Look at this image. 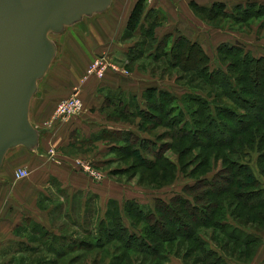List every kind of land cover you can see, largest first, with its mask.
<instances>
[{"label":"trees","instance_id":"1","mask_svg":"<svg viewBox=\"0 0 264 264\" xmlns=\"http://www.w3.org/2000/svg\"><path fill=\"white\" fill-rule=\"evenodd\" d=\"M146 5V0H137L129 16L126 37L134 36L139 30L140 39L129 48L126 65L141 57V46L157 43L155 28L159 18L152 9L146 13ZM192 6L196 11L205 9L234 20L242 16L264 15V0L236 4L233 9L240 13L237 18L233 17L237 12L228 11L224 2H215L209 7L195 3ZM260 27H264V23ZM164 37L155 45L157 50L168 45L169 39L173 38L169 34ZM171 45L169 52L163 50L170 67L179 66L186 72L197 71L200 77H207L209 83L222 88L224 94L213 92L209 96L201 94L204 93L202 91H192L185 92L180 98L168 89L152 85L142 92L144 104L134 95H129L127 100L123 92L110 90L105 95V104L113 107L109 113L111 118L130 121L129 118L135 116L153 121L168 129L167 138L190 142L191 145L183 148L181 153L196 148L201 150L195 161L202 157L203 151H207L197 166L188 172L191 175L199 170L203 173L191 178L193 182L185 184L182 192L175 193L168 200L156 197L147 208L135 197L124 200L122 204L111 200L95 231H84L86 237L76 238L73 244L66 242L67 235H56L49 229L34 225L31 231H35L34 236L39 237L42 247L20 245L14 254H36L43 249L46 254L54 256L50 262L43 263L57 264L55 260L82 251L69 260L68 263L73 264L80 257L89 256L91 251H97L92 264H103L98 260L100 252L113 244L114 255L108 264H143L145 260H153L151 264H174L167 262L170 256L164 252L165 249L182 253V259L193 257L188 264H243L245 260L248 264L252 260L261 243L257 231L264 227V54L255 55L239 42H221L216 47L221 66L212 67L211 58L201 43L180 34L173 38ZM158 55L153 58L158 59ZM189 61L193 63L191 66L183 63ZM225 99L234 105L223 102ZM187 100L198 108L192 109ZM118 132L125 130L104 132L103 135L107 134L104 136L108 139V135H112L111 138L117 142H127L126 136H116ZM164 138V133L155 140L138 137L136 142L128 143V147L120 144L117 150H128L141 166L149 171L156 168L165 171L173 181L177 164L163 156L164 149L171 147L170 143L163 142ZM141 140L145 146L139 144ZM252 151L257 152L258 171L247 160ZM181 156L178 153V160ZM220 160L222 166L218 167ZM128 169L122 167L108 172L109 175H117L127 173ZM209 172L213 174L207 175ZM232 216L241 219V223ZM129 217L142 220L144 227L137 228ZM208 229L212 231L209 233ZM218 234L223 237L221 242ZM39 263L40 260L37 261Z\"/></svg>","mask_w":264,"mask_h":264},{"label":"crops","instance_id":"2","mask_svg":"<svg viewBox=\"0 0 264 264\" xmlns=\"http://www.w3.org/2000/svg\"><path fill=\"white\" fill-rule=\"evenodd\" d=\"M136 1L111 0L104 11L88 15V19H81L77 23L78 26L66 25L59 31L62 48L57 64L53 66L51 64L44 76L37 81V89L29 106V120L38 131V145L34 148L23 145L11 148L0 166L2 259H8L9 262L17 255L25 256L26 252L13 253L20 245L42 247L39 237L31 236L35 235V231H31L34 225L49 229L56 235L71 231L74 225L71 223L67 227L66 222H69L67 217L73 216L74 204L79 207V225L84 233L88 229L95 231L98 223L94 224L93 221L105 217L111 200L122 204L128 199L122 197L116 184L118 179L116 175L110 174L114 178L106 176L103 181L97 182L70 165L74 162L72 158L80 155L106 174L107 172L101 168L109 166L108 170L116 169L117 167L111 166L115 160L112 155L119 144L108 139L104 136L107 134L103 133L127 129L125 126L127 122L109 117L108 113L113 107H106L107 91H121L126 94V98L134 95L144 104L142 92L149 86H158L153 78L148 81L142 79L145 80L142 83L126 78L130 74L115 72L107 73L103 79L87 78V81L83 82L87 66L97 54L108 52L120 62H126L129 48L137 41L135 38L139 37V30L134 36L126 37L127 22ZM215 2H224L227 5L229 0H146V13L151 9L156 12L162 26L164 24L186 26L191 25L190 19L195 17L192 11L193 3L212 6ZM162 26L155 28L158 40ZM75 88L80 89L84 102L83 110L65 123L55 122L54 111L57 104L72 94ZM74 131L82 135H96L93 146L88 147L93 150L73 153L72 145L80 144L73 142ZM52 148L57 150V155L48 154ZM19 168L27 169L29 174L17 178L15 172ZM43 201L47 205L42 206ZM90 204L97 210H90ZM90 211L97 217L90 218ZM59 218L65 221L64 224L57 226L56 221ZM88 224H91V227H88ZM40 262L47 261L40 259Z\"/></svg>","mask_w":264,"mask_h":264},{"label":"rangeland","instance_id":"3","mask_svg":"<svg viewBox=\"0 0 264 264\" xmlns=\"http://www.w3.org/2000/svg\"><path fill=\"white\" fill-rule=\"evenodd\" d=\"M240 1H242V0H229V3L227 4V10L228 11H231V13L237 12L236 13L237 15L233 16L235 18L240 16V13H238L239 11H236V9L235 10L233 9L235 7V5L247 2L248 0H243V2H240ZM204 7H209V6H204ZM192 11H193L195 17L190 19L191 25L188 24L186 26H184V25L182 26V25L169 24L166 26V24H164V26H162L163 24L159 23L156 27H158L159 25L162 26L161 30H160V34H159L160 40L165 38L164 34H169V35H172L174 37L178 36L180 34H184L190 40L197 41V42L201 43V45L204 47L205 51L208 53V55L211 58L210 64L212 67H216L219 65L221 66L219 59H218L217 50H216V47L221 42H226V41L233 42V43L239 42V43L243 44L246 47V49L253 51L255 55H263L264 54V27H260V25L262 23H264V15H262L260 17H249V18L242 16V17H240V19L243 20L241 22V21H237L240 19L234 20L232 17H227V16H224L223 14L221 15L220 13H213V12L210 13L208 10H205V9L203 11H196L194 8H192ZM84 18L88 19V15L87 16L85 15ZM77 23L78 22L71 24V25H75V26L77 25L78 26L79 24H77ZM60 36H61V34L59 33V31H50L47 33V37L57 45L56 46L57 57L55 58V56H54L53 61L51 62L52 66L57 64L58 55L60 54V51L62 48V47H60L61 46ZM135 39L139 40L140 37L135 38ZM160 40L157 39V43ZM130 41L132 42L133 40L130 39ZM172 42H173V38H170L168 45L161 47L160 50H157V48H155V45H157V43L153 44L151 42L152 46L151 45H149V47L148 46L147 47L141 46L142 49H140L141 50L140 54H142V55H141V57H139L138 60H135L132 64L126 65V62L124 64V62L121 61L122 62V63H120L121 66L124 67L128 71V74H130L126 78H129L132 81H138L139 80L138 82H142V83L145 80L148 81L151 78H153L156 80L155 83L158 84L159 87H162V88H165V89H168V90L174 92L180 98L184 96L183 94L185 92H192V91H196V92L202 91L204 93H201V94H207L209 96H212L213 92H220V93L224 94L222 91V88H220L217 85H212L211 83H209L207 77H205V78L200 77L199 75H201V74H199V72L192 71V70L186 72V71L181 70V68L179 66L170 67L169 64L167 63L168 57L166 55H163V50H167V52H169L171 49V46H172L171 45ZM141 47H139V48H141ZM156 54L157 55L159 54L158 59L153 58V57H155ZM230 59L231 58H229L228 60H230ZM225 61H226V59H225ZM190 62L191 61L183 62V63L189 64V66H191L190 64H193V63H190ZM227 62L228 61H226L225 63H227ZM52 66L48 71L49 73L52 69ZM236 73H238V72H236ZM94 78H96V77L91 76V77H88V79L85 78L83 80V82H86L87 80H93ZM142 79H145V80L142 81ZM125 80L127 81L128 79H125ZM126 99L129 100L128 97ZM186 102L191 106L192 109L195 110L196 108H198L195 105L192 106L190 101L187 100ZM223 102L229 104L230 106L234 105V104H232V102L229 99H227V100L225 99ZM132 109L135 110V108H132ZM129 119H130V121H126L127 124L125 125L127 127V129H122V130H125V132H123V133L118 132L116 135V136H122V135L126 136L127 142L118 141L117 144H119V145L121 144V146H127L128 147V143L131 145L133 142L137 141L138 137H140L141 139L142 138H150L152 140L153 139L155 140L157 137L159 138L161 136V134L164 133L165 138H164L163 142L166 144L170 143L171 147L168 149H166V148L164 149V151L165 150L166 151L163 154V156L165 158H168V161L171 160L177 164V169H176L177 173L175 175V179L173 181H171V177L165 171L161 172L157 168L154 169L153 171H149L144 166H141V164L138 163L139 161L134 156H131L129 154V152H127L128 150H123V151L115 150L113 152V155H112L115 160H113V164H111V166L113 165L114 167H117V168H122V167L123 168H129L127 173L120 174V176H117V175L115 176L116 178L119 179V180L118 179L116 180V182H117L116 184L120 188V193L122 194V197H127L128 199L135 197L138 199V201H140L144 205V207L147 208L149 205H151L153 203V200L156 197H161L163 199L168 200L175 193L182 192V188L185 184L193 182L191 180V178H195L196 176H198L199 173H203V171H200V170L195 175H191L188 172L192 171L193 168L195 166H197V163L199 162V160H201V158H203V155H205V153L207 151H203L202 157L198 158V160L195 161V159L197 158L196 156L201 152V150L196 148V149H192L188 153H181L183 148H185L188 145H191L190 142H187V141L179 142V140H177L178 138H176L174 140L167 138L168 137L167 136L168 129L164 126L159 125L156 122L148 121V120H141V118H139V117L135 118V116L134 117L131 116V118H129ZM54 121L58 122L56 120H54ZM60 122L65 123L67 121H65V122L60 121ZM72 135H73V142L80 143L79 145H76V146L72 145L73 146V148H72L73 153H75V152L80 153V152H83L86 150L87 151L93 150L92 148H88V147L93 146V142L96 139L95 138L96 135H94V134L91 136L82 135L79 132H75V131L72 132ZM108 137L111 139V141H113V139L111 138L112 135H108ZM159 140H161V139H159ZM179 143H181V144H179ZM139 144L142 146L146 145V143H144V141L142 142V140L139 142ZM52 149L54 150V154L57 155V153H56L57 150H55V148H52ZM178 153H180V155H182L180 160H178ZM48 154H49V152H48ZM77 156H79V157H73L72 158L73 161H78V160L79 161H83V160L85 161V159L80 157V155H77ZM247 160L249 163L252 164L253 169L255 171H258L259 167L257 164V152L252 151L249 154V157L247 158ZM87 162L90 163L91 165H93L91 161H87ZM210 163L211 164L213 163V159L210 160ZM221 164H222L221 160L218 161V167H221L222 166ZM70 166L74 167V168L77 167V166H75L74 162ZM130 166H132V167H130ZM182 166H184V169L181 168ZM94 167L97 168L96 166H94ZM216 167H217V165H216ZM108 168H109V166H107L105 168H101L105 172H107V178H108V176H111V175H109ZM179 168H180V170H179ZM76 169H77V171L82 172L81 170H78V168H76ZM97 169L100 170V168H97ZM1 170L2 169L0 168V177H1ZM176 170H175V172H176ZM212 171H217V170L212 169ZM212 174L213 173L209 172L207 175H212ZM89 178L92 179L91 177H89ZM110 178H114V177L111 176ZM119 182H121L120 185H119ZM45 204L47 205V203H44V201H43L42 206ZM94 204L96 205V203H94ZM90 210L94 211L97 209L92 204H90ZM72 211H73L72 212L73 216L72 217L69 216V218L67 217V220L69 222L68 223L66 222V224H67L66 226L68 227V225L71 223L74 226H72L73 228L71 231H68L66 234H64V235H67V241L66 242H68V244H73L72 241L77 240L76 238L86 237V235H84V233H82V231L80 229V227H81V225H79L80 224V222H79L80 210H79V207L77 204H74V206H72ZM91 213L92 212L90 211V218L97 217L96 215L93 216V213L92 214ZM232 217L234 218V216H232ZM234 219L237 222L241 223V219H237V218H234ZM124 220H125V222H127L126 221L127 218L125 215H124ZM129 220H131L137 228H143L145 225V223L142 220L134 219L133 217H129ZM64 221L65 220L63 218L62 219L59 218L56 221V225L59 226ZM97 221H98V219L94 220L93 221L94 224H96ZM250 226H252V225H250ZM250 226H248V227H250ZM253 226L258 228L256 225H253ZM88 227H91V224H88ZM259 229L260 230H258L257 233L261 237V243L256 248V253H255L254 257L252 258V260L248 261V264H264V227L259 228ZM207 231L210 233V231H212V230L208 229ZM144 233H145V231H144ZM209 233H208V235H209ZM145 235H146V233H145ZM218 235H219L218 239H220V242H221L223 237L220 234H218ZM31 236H32V238H36L32 234H31ZM208 238L211 239L210 236H208ZM49 242H51V241H49ZM59 242H61V241L58 240V243ZM53 243L56 246H58L57 242L54 241ZM115 245H117V243H115ZM41 250L42 251H39L36 254H26L23 257H22V255H17L15 258H13V261H11L10 263L7 261L8 259H2V256H1L2 252H0V264H37V261L40 259H43L44 261H47V263H48V262H50L51 259H54V256L52 254H46L43 249H41ZM104 250L105 251L100 252L101 254H100L98 260L99 261L102 260L103 264H108V262L112 260V257L114 255L113 244H109ZM96 252L97 251H91V254H89V256H85L84 258L80 257V259L73 264H92L94 261L93 258L96 255ZM164 252L165 253L167 252L166 254H168L170 256L167 262L172 261V262H174V264H188L187 262H190L191 260H193V257L192 258L188 257V258L182 259V255H181L182 253H175V250L170 251L168 249L166 251V249H165ZM79 253H82V251L72 252V253L64 256L63 258H61L57 262H58V264H69L68 263L69 260ZM20 258H22V259H20ZM152 261L153 260H151V261L145 260V262H143V264H151ZM160 262L162 263L161 260H160ZM164 262H166V261H164ZM245 263H246V260H245ZM245 263H243V264H245ZM39 264H43V263H39Z\"/></svg>","mask_w":264,"mask_h":264},{"label":"water","instance_id":"4","mask_svg":"<svg viewBox=\"0 0 264 264\" xmlns=\"http://www.w3.org/2000/svg\"><path fill=\"white\" fill-rule=\"evenodd\" d=\"M111 0H0V166L8 150L38 145L29 120L37 81L56 53L50 31L104 11Z\"/></svg>","mask_w":264,"mask_h":264},{"label":"built area","instance_id":"5","mask_svg":"<svg viewBox=\"0 0 264 264\" xmlns=\"http://www.w3.org/2000/svg\"><path fill=\"white\" fill-rule=\"evenodd\" d=\"M150 1V0H147ZM121 62L111 53L104 52L96 55L90 62L86 75L84 77L88 78L95 76L98 79H103L109 72H115L118 74H128V71L121 66ZM84 107L83 99L80 95V89L75 88L72 94L61 99L56 106L54 111V120L68 121L73 117H76L80 114ZM50 155H54V150L51 149L48 151ZM76 168L81 170L83 173L87 174L93 180L101 182L106 178V174L101 170L95 168L93 165L87 161H74ZM29 174V171L25 168H19L16 170L15 175L17 178L26 177Z\"/></svg>","mask_w":264,"mask_h":264},{"label":"bare ground","instance_id":"6","mask_svg":"<svg viewBox=\"0 0 264 264\" xmlns=\"http://www.w3.org/2000/svg\"><path fill=\"white\" fill-rule=\"evenodd\" d=\"M83 18H84V17H83ZM83 18H82V19H83ZM55 47H56V45H55Z\"/></svg>","mask_w":264,"mask_h":264}]
</instances>
